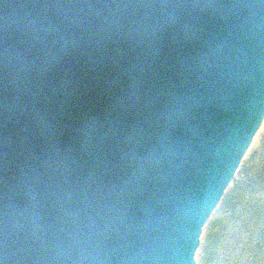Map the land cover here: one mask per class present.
Listing matches in <instances>:
<instances>
[{
	"label": "water",
	"instance_id": "1",
	"mask_svg": "<svg viewBox=\"0 0 264 264\" xmlns=\"http://www.w3.org/2000/svg\"><path fill=\"white\" fill-rule=\"evenodd\" d=\"M264 119V0H0V264H196Z\"/></svg>",
	"mask_w": 264,
	"mask_h": 264
},
{
	"label": "rangeland",
	"instance_id": "2",
	"mask_svg": "<svg viewBox=\"0 0 264 264\" xmlns=\"http://www.w3.org/2000/svg\"><path fill=\"white\" fill-rule=\"evenodd\" d=\"M196 264H264V120L202 227Z\"/></svg>",
	"mask_w": 264,
	"mask_h": 264
},
{
	"label": "bare ground",
	"instance_id": "3",
	"mask_svg": "<svg viewBox=\"0 0 264 264\" xmlns=\"http://www.w3.org/2000/svg\"><path fill=\"white\" fill-rule=\"evenodd\" d=\"M264 120V119H263ZM256 134V133H255ZM255 136V135H254Z\"/></svg>",
	"mask_w": 264,
	"mask_h": 264
}]
</instances>
